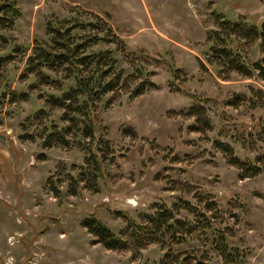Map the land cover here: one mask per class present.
I'll return each mask as SVG.
<instances>
[{
	"label": "rangeland",
	"instance_id": "obj_1",
	"mask_svg": "<svg viewBox=\"0 0 264 264\" xmlns=\"http://www.w3.org/2000/svg\"><path fill=\"white\" fill-rule=\"evenodd\" d=\"M16 2L21 15L5 35L24 45L44 36L48 16H65L75 5L108 14L125 43L123 55L117 54L120 65L153 70L156 87L131 99L106 95L95 104L100 148L106 142L112 152L110 161L103 157L91 189L88 152L73 144L42 148L37 138H19L20 124L43 105L27 88L31 78L18 79L22 64L7 66L11 88L28 97L4 104L0 114V264H160L163 250L157 244L139 251L104 249L91 242L80 221L94 218L119 232L126 219L138 221L157 204L172 205L176 196L187 198L194 191L217 201L213 224L227 229L229 244L243 257L223 262L198 225L183 243L171 245L175 252L204 250V264H264V103L251 108L247 101L226 102L234 93L249 95L248 85L264 89V83L235 74L224 80L204 61L206 33L215 28L211 12L257 24L264 20V0ZM3 50L0 46V54ZM197 100L210 127L195 131L186 110ZM44 111L46 118L57 112ZM44 120L27 131H41ZM217 142L228 144L231 154ZM230 155L257 165L258 172L240 175ZM48 178L56 182L57 194L48 189Z\"/></svg>",
	"mask_w": 264,
	"mask_h": 264
},
{
	"label": "trees",
	"instance_id": "obj_2",
	"mask_svg": "<svg viewBox=\"0 0 264 264\" xmlns=\"http://www.w3.org/2000/svg\"><path fill=\"white\" fill-rule=\"evenodd\" d=\"M20 15L16 0H0V46L4 48L0 54V114L4 104L28 97L27 92L17 91L9 84L7 66L20 62L18 79L31 78L27 88L36 92L43 107L20 124L19 138L23 141L37 138L42 148L73 144L88 152V187L95 188L102 159L112 152L106 142L100 148L103 141L94 122L95 104L106 95L112 98L124 94L131 99L156 87L151 79L154 71L140 66L127 70L120 65L118 55H123L125 43L114 32L108 14L101 16L78 5L71 7L65 16L52 14L45 19L44 36L34 38L30 45L13 42L5 35L15 27ZM211 16L215 28L206 33L209 47L204 55L205 63L224 80L235 74L264 83V20L254 24L244 17L231 18L220 12H211ZM255 53L258 56L253 58ZM199 63L205 67L203 61ZM247 89L249 95L234 93L227 104L247 101L251 108H263L264 89L253 84ZM200 101L192 102L186 110L193 118L190 127L195 131L210 125ZM44 108L57 112L46 118ZM39 119H45L41 131H27ZM200 125L204 127L198 128ZM217 145L231 154L228 144L217 142ZM107 159L110 161L111 157ZM229 159L231 165L243 171L242 176L258 172L255 164L234 155ZM55 183L50 178L46 181L48 189L57 194ZM217 207L214 198L194 191L187 198L176 196L172 205L157 204L152 213L143 214L138 221L126 219L119 232L94 218H83L80 224L92 236L91 242L104 249L139 251L154 243L163 250L160 264H204V250L190 255L175 252L171 247L183 243L185 236L198 225L223 262L241 261L243 255L228 242L227 229L213 224Z\"/></svg>",
	"mask_w": 264,
	"mask_h": 264
},
{
	"label": "water",
	"instance_id": "obj_3",
	"mask_svg": "<svg viewBox=\"0 0 264 264\" xmlns=\"http://www.w3.org/2000/svg\"><path fill=\"white\" fill-rule=\"evenodd\" d=\"M3 138V137H2Z\"/></svg>",
	"mask_w": 264,
	"mask_h": 264
}]
</instances>
